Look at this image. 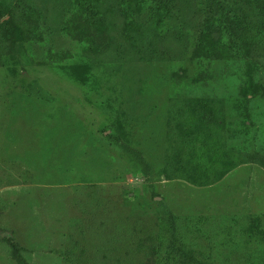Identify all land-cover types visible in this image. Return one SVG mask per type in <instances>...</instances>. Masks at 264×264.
<instances>
[{
	"label": "rangeland",
	"instance_id": "374dc122",
	"mask_svg": "<svg viewBox=\"0 0 264 264\" xmlns=\"http://www.w3.org/2000/svg\"><path fill=\"white\" fill-rule=\"evenodd\" d=\"M73 1L4 0L0 23L19 28L0 36V237L28 264H264V30L231 58L204 0H92L113 44L95 55L65 15ZM223 2L261 27L248 0ZM205 66L212 77L193 80ZM187 98L206 99L213 118L190 116L181 150L170 120ZM109 133L142 152L148 174ZM0 264H16L2 238Z\"/></svg>",
	"mask_w": 264,
	"mask_h": 264
},
{
	"label": "trees",
	"instance_id": "16d2710c",
	"mask_svg": "<svg viewBox=\"0 0 264 264\" xmlns=\"http://www.w3.org/2000/svg\"><path fill=\"white\" fill-rule=\"evenodd\" d=\"M91 1L92 0L73 1L72 6L70 5V8L68 7L69 11L65 12V15L70 16L68 22L73 23V26L79 29L81 39L85 42L88 52L90 54L97 55V54H101L102 52H106L107 50H110L113 44L109 35L105 32V30L102 29L100 18L96 13V11L94 10ZM204 1L206 2L205 5L206 15H208V11L209 12L218 11L219 13L220 19L218 20H220V22L216 24L217 26L219 24V29L221 30V32L225 33L229 38V46L232 51L229 52V46L226 49H224L225 50L224 52H227L229 57L236 58L243 56V52L245 51L248 42H251L253 40H258L262 36V35L259 36V34H257V36H253L254 34H251L253 36L251 37L249 35H250V31L260 32L261 30H264V0H248L249 6L253 9L255 13L260 15V17L262 18V21L260 22L261 27L259 28L252 25L248 20L237 18L234 15L233 11L230 9V7L227 6V4L223 2V0H204ZM160 2L162 1L156 0V3H160ZM158 6L159 5H156L154 8L153 7L148 8L150 11L146 13V15L148 16L149 14H152V20L154 18L156 20L157 13H159L160 10ZM213 8L215 9V11H212L214 10ZM9 12H11V10H9L8 7H6L4 0H0V18H4L7 13L9 14ZM29 22L30 21L27 19L26 21H22L21 23L22 26H25V28H29L30 26ZM141 22L142 20L140 19L138 24H140ZM203 23L205 22L200 23L199 27L195 26L194 27L195 30L192 31L190 35L186 34L185 32H180L177 39L184 40L185 42L188 43V40L192 37V34L194 32H195L194 36L196 35L195 37H197L199 33H203L205 31L206 23L202 26ZM156 25L157 24H155V26ZM152 26L149 25L150 28ZM16 28H19L18 24L11 23L10 21L4 19L0 23V36L3 35L9 36L11 35L12 31L16 32ZM148 32H150L151 35L154 37V33L152 31H148ZM16 40H21V37H16ZM12 43L13 42H9L7 50L9 49L10 51L13 50L15 54V52L17 51L15 50L14 45H13L14 49L11 47ZM153 50L155 55L157 49L153 48ZM195 50L197 51L199 57L202 59H206L209 56H213V54L215 53V49L212 46L203 45L202 43L195 45ZM160 54L161 56L150 55L149 58L159 57L163 59L165 56L167 57L170 56V51L165 50L163 52H160ZM211 77L212 76L209 73L208 67L205 66V70L199 71L197 76L193 78V80L201 82V81H207ZM211 110H212V106L204 98L201 99L187 98L183 100L182 104L179 107V110L177 111L178 113H176V119L174 120V118H172L170 120L172 125L171 128H173L172 131H174V133L176 132L177 134V140L181 150L183 149L184 146L188 145L190 139V136L186 131L187 130L186 124H189L187 122V119L190 116L198 115L201 121L211 120L213 118L211 117ZM105 136L111 142L114 149L118 150L120 153L131 158L139 166L142 174L144 175L148 174L150 165L139 149L133 147L128 142L122 140L119 136L115 134L109 133ZM172 137H174V135L171 134V138ZM185 153L187 155V159L194 158V152L192 147L187 148V150H185ZM178 158L179 155L174 161L173 169H176V167L178 169L176 163ZM169 164L172 166V163ZM167 166L168 165L166 162L165 168ZM252 228L253 225L247 227L249 231H252ZM0 238H2L8 245L10 249V256L12 260L16 262V264H28L26 258L21 253L22 249L17 241H15L11 236L4 234ZM181 255L185 258L187 257V259L190 258L192 259V261L197 262L195 261L194 257L191 254L185 252L184 248H181Z\"/></svg>",
	"mask_w": 264,
	"mask_h": 264
}]
</instances>
